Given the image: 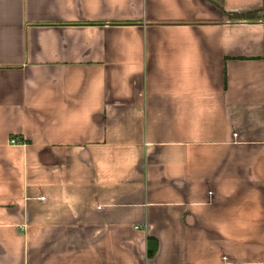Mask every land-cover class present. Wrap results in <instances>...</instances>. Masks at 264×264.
Masks as SVG:
<instances>
[{
    "label": "crops",
    "instance_id": "obj_1",
    "mask_svg": "<svg viewBox=\"0 0 264 264\" xmlns=\"http://www.w3.org/2000/svg\"><path fill=\"white\" fill-rule=\"evenodd\" d=\"M0 264H264V0H0Z\"/></svg>",
    "mask_w": 264,
    "mask_h": 264
},
{
    "label": "built area",
    "instance_id": "obj_2",
    "mask_svg": "<svg viewBox=\"0 0 264 264\" xmlns=\"http://www.w3.org/2000/svg\"><path fill=\"white\" fill-rule=\"evenodd\" d=\"M11 143H12V144H17V142H16L15 139H12V140H11Z\"/></svg>",
    "mask_w": 264,
    "mask_h": 264
}]
</instances>
